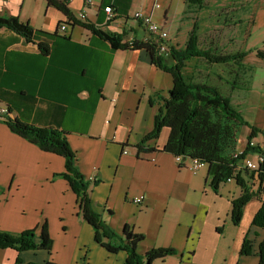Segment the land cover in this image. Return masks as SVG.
I'll return each instance as SVG.
<instances>
[{
    "label": "crops",
    "instance_id": "1",
    "mask_svg": "<svg viewBox=\"0 0 264 264\" xmlns=\"http://www.w3.org/2000/svg\"><path fill=\"white\" fill-rule=\"evenodd\" d=\"M75 1H69V7L79 19ZM263 1H256V9L248 10L249 15L239 20L246 30L242 32L247 33L246 40L254 25L264 26ZM152 3L105 0V4L114 5L116 15L108 24L103 8H86L82 0L77 6L86 13V21L99 28L125 30L130 36L135 33L142 38L148 34L132 15L139 9L151 11ZM3 5L0 0V14L8 15ZM166 8L162 12L165 25L173 20ZM59 34L45 54L37 44L0 28V106L9 108L12 118L67 133L77 167L90 182L95 209L109 226L116 229L128 224L143 233L146 238L140 245L141 253L157 247L175 248L177 254L158 260L163 264H261L258 245L264 240V228L252 224L261 207L259 199L252 198L246 204L240 225H235L232 204L225 201L223 215L222 190L215 192L208 185V165L194 172L182 167L174 155L160 150L168 129L162 130V141H156L159 150L138 152L135 147L152 130L160 107L156 99L151 105L150 97L156 91L169 90L171 76H163L164 83L154 81V71L162 70L151 64L145 50L114 49L84 27H67ZM252 54L249 52L241 65H236L229 79L201 68L193 79L221 88L224 83L225 94L235 107L262 131L252 139L264 148V124L246 114L254 102L245 95L252 90L249 77L253 74L243 72ZM250 132L248 127L244 144L237 145L240 149L245 147ZM63 171L64 157L41 150L0 121V230L19 233L47 221L54 242L51 253L0 249V264H14L18 257L37 263H125L126 252L110 253L95 242L93 228L80 217L77 195L66 179L56 176ZM230 187L232 199L241 195L238 185ZM138 196H144V200L135 204L132 199ZM261 199L264 201V187ZM247 235L253 253L241 256V244Z\"/></svg>",
    "mask_w": 264,
    "mask_h": 264
},
{
    "label": "trees",
    "instance_id": "2",
    "mask_svg": "<svg viewBox=\"0 0 264 264\" xmlns=\"http://www.w3.org/2000/svg\"><path fill=\"white\" fill-rule=\"evenodd\" d=\"M49 6L60 10L71 26H81L93 34L108 41L114 49L145 50L150 56L152 65L169 74L172 78V87L166 92L156 91L150 97L151 105L155 99L160 107L154 116L153 128L143 136L135 146L138 152L159 150L156 141L163 129H168V137L160 150L174 156L194 158L207 163L208 185L218 192L222 183L230 179L235 180L241 188L239 197L232 199L231 220L235 225H240L246 204L253 198L261 201V207L255 213L252 224L264 228V201L262 198L264 183V164L259 170L254 171L246 167L239 168L237 158L233 152L238 147L239 132L242 126L251 128L248 140L256 137L259 128L249 123L241 111L235 107L231 97L222 92L221 88L209 82H196L184 72L188 61L205 59L213 64L241 65V61L252 50L227 53L211 45L201 47L199 24L195 22L189 32L184 47L170 44L169 54L161 53L153 36L139 38L129 35V32L112 31L108 28H99L92 22L82 21L74 16L67 0H46ZM201 3L203 0H196ZM113 8L114 5L112 4ZM115 11L114 17L115 19ZM110 20V22L112 21ZM68 21V23H69ZM107 22L106 24H108ZM58 23L52 34L34 29L28 21L19 15L0 14V28H6L22 36L27 42L35 43L39 49L47 54L50 42L59 34ZM254 24V22H252ZM258 56L264 59V52L258 51ZM9 108L4 118L0 121L6 123L16 134L37 145L41 150L55 153L65 158V171L56 176L66 179L77 195L80 217L94 230V239L101 247L110 253L124 251L127 254L124 264H153L155 261H164L168 256L177 254L173 247H157L144 253L139 251V244L145 240V235L135 231L128 224L117 233L98 212L90 194V182L76 164V153L71 148L67 133L52 127H39L19 118H12ZM249 150H259V147H247ZM244 152V153H245ZM259 180L257 188L251 185L252 180ZM111 213V211L109 210ZM53 238L49 231L48 222L40 226L26 229L19 233L0 230V249L12 248L18 252L26 250H44L48 253L53 249ZM259 261L264 264V240L258 245ZM253 253L252 240L245 236L240 248V255ZM14 264H58L51 260L44 263L24 262L17 258Z\"/></svg>",
    "mask_w": 264,
    "mask_h": 264
},
{
    "label": "rangeland",
    "instance_id": "3",
    "mask_svg": "<svg viewBox=\"0 0 264 264\" xmlns=\"http://www.w3.org/2000/svg\"><path fill=\"white\" fill-rule=\"evenodd\" d=\"M2 1L4 2V11L8 15H20V17L22 19H26V21H28L30 26L34 29L43 30L49 34H52L58 23H67L69 28L71 26V23L69 20H67V17H64L62 12L56 7L49 6L46 0ZM256 1L258 0H203L201 3H198L196 0H170V2L164 0L163 9L156 12L155 18L157 21L162 22V12L168 6L166 11L170 12L173 18V20H171L172 23L170 22L166 25L168 28L170 25L169 33L171 39L169 40V44L173 45L174 43V45L176 44L175 46L179 48L185 46L191 27L195 22H197L202 26V28L200 27L198 30L200 34L201 47L206 48L207 45L212 43V47L217 46L221 51L227 53L236 52L243 49H251V53L253 54L250 55L245 61L249 67L246 69L247 71H244L243 73L253 74L252 78L249 77V80H252V90L249 92L245 91V95L248 101L250 99V101L254 100V102L252 104V108L246 106V114L249 119L255 120L258 118V121L264 124V59L259 57L257 54L258 51L264 52V26H261L260 24L254 25L251 28L252 31L250 32L249 39L246 40L247 33L242 34V32L245 30L243 28V22H239V20H242L249 15L248 10L253 11L256 9ZM78 3L79 0H76L73 5L75 14L80 20L86 21V18H83L86 13L82 9L79 10L80 8L77 6ZM217 6H225V8L217 9ZM263 6L261 7L262 9H264ZM245 8L248 9L245 10ZM200 68L203 70H211V72L214 73L220 72L226 79H229L231 76L230 72H235L236 70V64L232 63L231 65H212L205 59H193L188 61L184 72L186 75L193 78L195 75H198L197 73L200 72ZM154 74H156L157 77L153 80L156 82L159 81V83H164L163 78L165 77L163 76H170L159 70H155ZM102 75H105L104 70ZM221 85L222 88H220L225 94L226 86L224 83H221ZM247 131L248 126L241 127L239 132V138L241 142L238 144H244ZM164 136L165 133H162L157 142H161ZM187 163H189V160H187ZM231 181V183H228V181L220 185V189L224 195V197H222L224 200L223 215L225 214L227 207V203H225V201L228 200L229 204L231 205L232 197L234 196L230 186L237 187L236 181ZM258 184V179H253L251 182V185L254 188H257ZM113 229L117 233L121 234L123 227ZM141 243L139 244V248H141ZM142 249L143 247L141 250ZM158 262L157 264H163ZM167 264L175 263L168 262Z\"/></svg>",
    "mask_w": 264,
    "mask_h": 264
},
{
    "label": "built area",
    "instance_id": "4",
    "mask_svg": "<svg viewBox=\"0 0 264 264\" xmlns=\"http://www.w3.org/2000/svg\"><path fill=\"white\" fill-rule=\"evenodd\" d=\"M68 2L71 0H67ZM86 8L95 7L97 10L103 8L104 13L106 14L105 20L110 22L114 17V8L112 4H105V0H82ZM164 0H153L151 11L147 12L143 9L136 10L132 15V18L140 22L144 27L145 31L153 36L154 41L157 44V47L161 53L169 54L170 52V33L169 28L165 23L157 21L155 14L157 11L163 9ZM85 14L83 18H86ZM71 22V21H70ZM68 25L67 23H62L59 25V33H65ZM7 112L6 106H0V118H4ZM241 142L240 138L238 143ZM259 147V150H249L245 152L247 147ZM245 152V153H244ZM124 153H128L127 150H124ZM233 157L237 158V164L239 168H248L250 170L257 171L264 164V148L260 145H257L253 139L246 140L245 147L240 149L236 148V151L233 152ZM177 162L182 166L194 172L199 171L202 167L207 166V163L194 159V158H184L183 156H175ZM189 160V163H187ZM257 179V178H256ZM230 179L229 181H231ZM144 200V196H138L133 198V202L140 204Z\"/></svg>",
    "mask_w": 264,
    "mask_h": 264
}]
</instances>
